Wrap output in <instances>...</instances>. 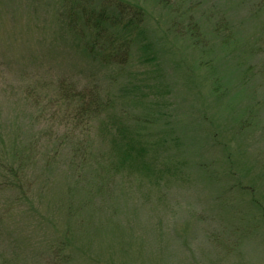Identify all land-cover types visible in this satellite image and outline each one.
Here are the masks:
<instances>
[{
    "label": "rangeland",
    "instance_id": "obj_1",
    "mask_svg": "<svg viewBox=\"0 0 264 264\" xmlns=\"http://www.w3.org/2000/svg\"><path fill=\"white\" fill-rule=\"evenodd\" d=\"M0 264H264V0H0Z\"/></svg>",
    "mask_w": 264,
    "mask_h": 264
},
{
    "label": "trees",
    "instance_id": "obj_2",
    "mask_svg": "<svg viewBox=\"0 0 264 264\" xmlns=\"http://www.w3.org/2000/svg\"><path fill=\"white\" fill-rule=\"evenodd\" d=\"M96 22H100L99 19H96L95 20ZM98 28V29H97ZM97 30H99V27H96ZM122 48L120 49H117V51H115L113 54L109 55V57H111L112 59H114V61H116L118 64H121V62L123 60H125V52L123 50H121ZM82 101H83V98H82ZM86 101V100H85ZM80 114L84 113V114H95L98 113L101 109V106L99 105L98 101H96L95 99H91L88 103L87 102H84V103H81L80 105Z\"/></svg>",
    "mask_w": 264,
    "mask_h": 264
}]
</instances>
